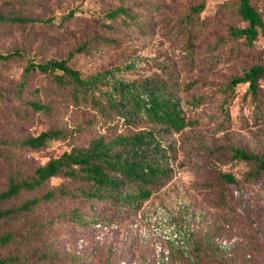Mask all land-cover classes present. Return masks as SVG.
I'll list each match as a JSON object with an SVG mask.
<instances>
[{
    "label": "trees",
    "instance_id": "1",
    "mask_svg": "<svg viewBox=\"0 0 264 264\" xmlns=\"http://www.w3.org/2000/svg\"><path fill=\"white\" fill-rule=\"evenodd\" d=\"M113 1L116 7L109 9L105 17L93 20L94 27L111 35H91L70 49L64 58L29 63L14 89H0V109L4 107L22 122L34 118L59 122L37 136L0 140V160L7 177L0 189V221L6 229L0 236V253L18 240L21 248L28 249L35 238H46L45 233L59 220L85 230L119 224L126 216L135 218L174 178L172 157L164 146V138L193 125L175 96V86L152 78L128 79L116 73L135 70L134 62L90 76L71 65L75 57L93 54L101 45L116 47L123 31L136 28L147 16L139 0ZM155 1L156 9L169 17L184 40L189 56L200 52L199 44L209 28L201 17L208 0ZM181 1L187 4L186 8L178 7ZM221 9L229 24L215 36V49L230 47L240 68L221 88L224 95L221 110L228 116L229 104L236 99L238 89L246 87L244 102L262 117L264 57L258 52L257 42H264V0H233ZM74 15L69 13L64 21ZM52 23L53 20L21 13L0 12V29L26 31L29 26ZM16 61H25L24 52L15 50L0 55V64ZM34 74L41 77L44 85L31 91ZM66 118H70L71 125L65 123ZM52 141H68L70 149L29 172L20 157L25 152L42 151ZM229 151L230 160L249 165L247 181L264 178V155L240 148ZM54 179L62 182L53 185ZM219 184L239 186V181L233 173L220 172ZM19 199L18 206L4 208L8 202ZM42 208L55 216L42 218ZM21 219L20 229L28 226L24 233L10 225L11 221ZM216 239L213 243L220 250ZM187 245L188 250L171 243L167 247L190 258L192 253L201 251V242L193 234ZM17 253L3 256L0 264L51 263V258L57 257L49 252L48 239L26 255Z\"/></svg>",
    "mask_w": 264,
    "mask_h": 264
},
{
    "label": "rangeland",
    "instance_id": "2",
    "mask_svg": "<svg viewBox=\"0 0 264 264\" xmlns=\"http://www.w3.org/2000/svg\"><path fill=\"white\" fill-rule=\"evenodd\" d=\"M139 1L145 6L142 10L147 16L136 28L123 31L119 45H101L93 54L75 57L71 65L90 76L103 70H115L125 62H134L135 70L116 73L128 79L152 78L175 86V96L181 101L188 120L193 122L183 132L164 138L175 175L141 212L145 236L133 227L136 217L130 219L126 216L119 224L85 230H77L59 220L45 233L46 238H35L28 249L21 248L18 240L0 253V258L8 253L26 255L48 239L49 252L56 253L57 257L51 258V263L31 264H155L161 237L151 231L146 218L159 206L178 222L191 219L193 224L195 215L201 218L196 221L193 233L201 242V251L192 253L190 258L170 249L167 264H264V178L247 181L245 175L250 170L249 165L230 160L229 151L240 148L264 155V116H257L244 102L246 87L238 89L236 99L229 104L228 116L221 110L224 99L221 88L240 69L230 47L215 49V36L226 23L229 24L221 8L233 0L207 1L201 17L208 24V34L199 44L200 52L192 57L169 17L156 9L157 1ZM33 2L23 4L17 0H0L2 13L14 12L45 21L53 20L49 25L29 26L26 31L0 29V55L15 50L25 55V61L0 64V89H14L29 63L64 58L70 49L91 35L112 34L94 27L93 20L105 17L109 9L116 7L113 0ZM186 6L181 1L178 7L184 9ZM71 12L75 15L64 21ZM257 48L264 57L263 40L257 42ZM43 85L41 77L34 74L31 91ZM65 123L71 125L70 118H66ZM51 125H59V122L34 118L24 123L19 117L8 114L4 107L0 109V140L37 136ZM69 149L68 141H52L42 151L25 152L20 159L32 172ZM220 172L233 173L239 186L220 187ZM6 181V171L0 160V189ZM61 182L54 179L52 184ZM21 199L8 202L4 208L18 206ZM180 203L185 204V209L178 210ZM53 215L55 213L41 209L42 218ZM22 222L23 219L11 221L10 225L13 230L24 233L28 226L20 229ZM2 224L0 221V236L6 230ZM214 238L232 243V248L217 249Z\"/></svg>",
    "mask_w": 264,
    "mask_h": 264
},
{
    "label": "built area",
    "instance_id": "3",
    "mask_svg": "<svg viewBox=\"0 0 264 264\" xmlns=\"http://www.w3.org/2000/svg\"><path fill=\"white\" fill-rule=\"evenodd\" d=\"M179 207L181 208H178V210L185 209V204L180 203ZM141 212L136 216L133 227L145 236L146 231L143 230V215ZM193 218L196 219L195 223L201 219L198 215H195ZM146 222L149 224L151 231L158 233L161 237L157 245L159 255L155 264H167L170 260V249L164 244L171 243L183 250H188L187 242L196 230V224L194 222L192 224L191 219H184L178 222L166 209L159 206L155 208L154 213L146 218ZM216 243L224 250H230L232 244L220 238L216 239Z\"/></svg>",
    "mask_w": 264,
    "mask_h": 264
}]
</instances>
